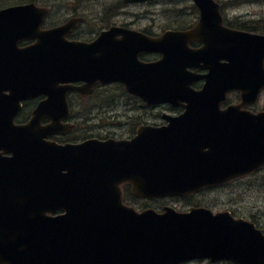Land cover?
<instances>
[{"label":"water","instance_id":"95a60500","mask_svg":"<svg viewBox=\"0 0 264 264\" xmlns=\"http://www.w3.org/2000/svg\"><path fill=\"white\" fill-rule=\"evenodd\" d=\"M196 2L201 20L194 29L148 41L113 27L85 45L65 39L75 21L41 30L47 10L34 4L0 10V149L13 154L0 153V264H175L203 257L264 264L263 232L229 212L138 213L123 204L125 182L137 196H185L264 166V112L242 109L264 87V36L231 31L219 4ZM119 33L122 40L105 41ZM30 39L36 42L19 46ZM193 39L205 46L187 48ZM151 50L163 59L141 62L139 55ZM190 66L209 69L202 90L189 87ZM82 79L121 81L159 102L185 101L181 126L142 128L132 140L41 146L38 139L60 131L66 95L75 88L60 83ZM231 89L242 90V102L221 109ZM43 93L52 99L28 123L15 124L21 101ZM46 117L53 123L42 127Z\"/></svg>","mask_w":264,"mask_h":264},{"label":"rangeland","instance_id":"374dc122","mask_svg":"<svg viewBox=\"0 0 264 264\" xmlns=\"http://www.w3.org/2000/svg\"><path fill=\"white\" fill-rule=\"evenodd\" d=\"M26 0H0V7L24 3ZM223 13L229 24L239 22L243 26L246 21H263L264 0H219ZM39 5H46L49 10L48 24L61 23L73 16L87 18L83 28L102 29L104 23L112 21L115 24L126 23L134 29H151L154 33H162L166 28L189 27L199 16L198 9L192 0H155L149 3L120 4V0H36ZM118 13V14H117ZM117 14V15H116ZM235 26V25H234ZM88 32V33H87ZM86 35L90 36L91 31ZM94 34V33H93ZM72 99V98H71ZM102 99L113 100L109 105ZM73 120L79 128L71 137L81 139L86 135L105 137H128L132 133L133 124L141 120H155V112H147L137 101L125 95V89L114 86L99 89L94 99L84 102L72 99ZM256 110H264V92L253 106ZM79 118V119H78ZM167 198L163 201L130 197L129 203L145 207L148 205H171L186 211L193 205H208L215 211L229 210L236 217L253 220L264 231V170L253 177L236 181L233 184L207 188L192 199L180 200ZM132 204V205H133ZM191 264H212L209 261H198ZM217 264H234L220 262Z\"/></svg>","mask_w":264,"mask_h":264},{"label":"flooded vegetation","instance_id":"af4514ba","mask_svg":"<svg viewBox=\"0 0 264 264\" xmlns=\"http://www.w3.org/2000/svg\"><path fill=\"white\" fill-rule=\"evenodd\" d=\"M112 22V21H110ZM83 24H80L76 30L69 35V39L71 40H78V41H87V42H90V41H93L96 39V37H98V34H99V28L98 26L97 27H90L88 30L84 29L83 28ZM87 31H92L94 32V34L90 35V36H87L86 35V32ZM144 31H148V32H152L151 29L150 31L149 30H144ZM88 33V32H87ZM90 34V33H89ZM196 44L194 43V46ZM160 56L157 55V54H148V55H145L142 57V60L144 61H153L157 58H159ZM201 71V70H200ZM202 72V71H201ZM76 84L78 85H82L84 84L83 81L81 82H77ZM115 83H112V84H108V85H101L100 83H97V85L95 86V89H94V92L92 93V95H89V96H83L82 94L78 93V92H73L71 93L70 95L74 96V99H79V101H82L84 102V100L86 101L87 99H94L96 97V94L98 92L99 89H104V88H108V87H111V86H114ZM118 86H121L123 87L122 84H117ZM201 85V82L200 83H197V86ZM124 88V87H123ZM125 95H127V93L125 92ZM101 101H105L106 103L108 104H111L113 103V100H107V99H102ZM139 102H142L141 100H139ZM70 104L72 105L71 101H70ZM141 106H143V109L146 111V115H149L147 112L151 111L152 112H155L154 115H155V119H161L160 122H156L155 120H141L140 122H137L135 124H133V126L131 127V130H135L137 126L141 125V124H150V125H153V126H157V125H163L166 121L163 117L164 113H167V114H174L176 115L178 112H179V109H174L172 106L170 105H152V106H149L147 105L146 103L142 102L140 104ZM73 116V113L71 114V117ZM74 118L72 117V119H70L71 121L73 122H77L75 120H73ZM79 119V118H78ZM48 120H45L44 123H47ZM78 123V122H77ZM79 124V123H78ZM76 128L78 129L79 126L76 125ZM134 133V132H133ZM133 133L129 134V136H131ZM72 135H67V136H64V137H61V136H54L52 139L56 140V141H59V142H70V141H78L77 139V136H74L71 137ZM84 138V137H83ZM82 138V139H83Z\"/></svg>","mask_w":264,"mask_h":264},{"label":"trees","instance_id":"16d2710c","mask_svg":"<svg viewBox=\"0 0 264 264\" xmlns=\"http://www.w3.org/2000/svg\"><path fill=\"white\" fill-rule=\"evenodd\" d=\"M263 25V21H246L243 26H241L244 29L247 30H261L262 32H264V26ZM113 103L109 104L112 105ZM33 103H30L27 105L26 109L24 110V114L27 116L31 110L34 108Z\"/></svg>","mask_w":264,"mask_h":264}]
</instances>
